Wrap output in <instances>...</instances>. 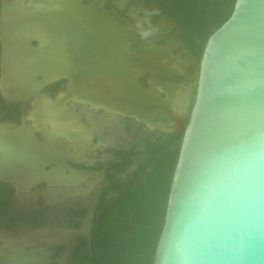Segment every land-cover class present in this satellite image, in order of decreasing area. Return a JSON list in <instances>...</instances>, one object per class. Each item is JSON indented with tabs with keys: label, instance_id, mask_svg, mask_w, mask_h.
<instances>
[{
	"label": "water",
	"instance_id": "obj_1",
	"mask_svg": "<svg viewBox=\"0 0 264 264\" xmlns=\"http://www.w3.org/2000/svg\"><path fill=\"white\" fill-rule=\"evenodd\" d=\"M0 42L2 96L31 103L19 121L0 120V181L21 193L46 183V205L78 193L59 187L77 175L70 100L180 129L153 264H264V0H235L200 59L141 36L103 0H0ZM63 78L66 92L42 93ZM73 232L27 230L0 264H50L42 244Z\"/></svg>",
	"mask_w": 264,
	"mask_h": 264
},
{
	"label": "flooded vegetation",
	"instance_id": "obj_2",
	"mask_svg": "<svg viewBox=\"0 0 264 264\" xmlns=\"http://www.w3.org/2000/svg\"><path fill=\"white\" fill-rule=\"evenodd\" d=\"M103 6L113 8L129 19L141 36L159 44L178 43V50L183 54L197 57L189 48L186 29L178 20V11L170 0H103ZM142 82L146 84V78H142ZM67 85L68 79L63 78L45 85L42 93L55 98L60 92L67 91ZM70 102L64 107H72L74 128L80 138L75 142L76 156L74 160L68 159L67 164L77 175L74 184L59 187L71 188L78 193L46 205L41 201V194L37 196V191L41 193L46 183L21 193L10 183L0 181L1 255L13 252L10 246L14 242H29L27 230L55 227L74 232L65 242L42 244L50 252V264H60L64 256L65 264H74L81 255L90 252V231H93V243L99 222L129 192L145 184L160 156L174 151L178 143L181 145L183 133L180 129L165 133L149 129L144 122L120 112ZM30 107V102H11L0 92V120L19 121ZM15 232H18L16 236ZM30 249V246H24L21 250Z\"/></svg>",
	"mask_w": 264,
	"mask_h": 264
},
{
	"label": "trees",
	"instance_id": "obj_3",
	"mask_svg": "<svg viewBox=\"0 0 264 264\" xmlns=\"http://www.w3.org/2000/svg\"><path fill=\"white\" fill-rule=\"evenodd\" d=\"M184 25L189 48L198 58L209 35L225 22L235 0H170ZM180 140V138H179ZM160 156L145 184L131 192L105 219L93 237L95 256L88 251L74 264H153L179 153Z\"/></svg>",
	"mask_w": 264,
	"mask_h": 264
},
{
	"label": "bare ground",
	"instance_id": "obj_4",
	"mask_svg": "<svg viewBox=\"0 0 264 264\" xmlns=\"http://www.w3.org/2000/svg\"><path fill=\"white\" fill-rule=\"evenodd\" d=\"M28 242V241H27Z\"/></svg>",
	"mask_w": 264,
	"mask_h": 264
}]
</instances>
